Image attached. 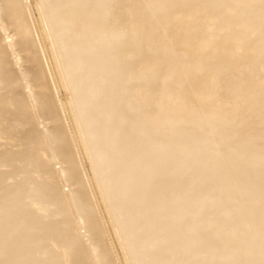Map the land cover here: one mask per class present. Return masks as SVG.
I'll return each instance as SVG.
<instances>
[{"label": "rangeland", "instance_id": "374dc122", "mask_svg": "<svg viewBox=\"0 0 264 264\" xmlns=\"http://www.w3.org/2000/svg\"><path fill=\"white\" fill-rule=\"evenodd\" d=\"M6 1L11 2H9V4H11V6L9 5L10 8L16 7V9L14 8L15 11L12 8L13 13L10 15L2 14L4 10L9 9L7 4H2L7 3ZM175 1L177 0H124V3L120 4L119 0H75L73 2L69 0H24L23 2L20 0H15V2H17H14L17 4L15 6H12L13 0H5V2L3 0V2H0L1 5H4V7L7 8H3L4 10L1 11V7L3 6H0V32H2L0 33V84L2 83L0 85V89L3 90L4 93H8L13 89V94L19 93L20 95L22 93V97L20 98L19 102L16 101L13 103V105L11 104V108L13 110L12 118H10L11 120L5 118V122L3 118L6 117V115L3 112L0 113V115L3 114L4 116H1L0 118V125H3L0 126V128L2 127L4 129V131L2 128L0 129V131L2 130V136L0 132V145L5 143L2 145L5 149L0 146V264H100V256L104 258V262L106 264L112 262V256L107 254V257H105L104 253H102V255H97V252L94 251L93 247H88L92 244V237H94L95 231L90 225L89 227L87 226L85 219L87 222L91 220L94 223L96 217L95 214H92L91 204L88 205L89 203H87L84 205L86 200L87 202H90L88 199H86L88 194H86L84 175L87 178L86 180H89L88 183L97 205L98 202H100V205H102L101 207L103 209L104 216L103 212H101L102 209L98 205L100 216L103 224H105V228H108L107 231L111 241L114 242H112L113 247H116H114V252L118 263L121 264L120 261L122 259V264H134L132 263V258H129V249L125 245V238L122 229H120L121 225L126 219V216H122V212L123 210L126 211L131 207L127 206V204H129L128 201L121 202V204L114 206V208L112 204L113 195H115L114 193L116 192H118L117 195H121L127 200L129 198H134L133 200H135V198L138 199V197L134 195L136 194V192H134L135 188L129 189L126 185H123L120 188H114L109 181V179L113 176L120 177L125 173V169L121 161H118L116 166L112 165L113 163L111 162V154L112 151L117 149L118 144L123 143L124 138L130 139L132 135H129V133L127 134L126 132L122 133L121 131L115 137H113L109 144L108 141L100 139L98 134H93L89 126L90 121L87 120L85 116L87 111L84 108H81V106L76 105V102L70 98L71 89L67 86V83L71 80L73 75L77 74L82 69L81 64H79L80 60L77 61L74 67L67 65V62L71 61L69 60L70 56H75V54L78 53V50L73 47L68 51L67 54L63 50L64 48L61 41L56 39L53 40L51 38L52 32L55 33L56 30L64 32V34L67 35L73 32L75 29V25L71 22H68L67 20L57 22V19H55L53 15L54 11L60 9L76 11L78 7H85L88 5L89 8H91L93 5H96L94 13H97L99 8L100 10L105 9L103 16L106 21L105 27L101 28L98 37L91 39V44L88 46L90 49L96 51V49H98L101 45H104L102 43L104 38L106 40L108 39L107 36H110L111 38V35L115 34L117 31L121 32H119V35L116 37H113L112 40L115 39L120 43L121 40L125 39L123 45H114L112 51L110 50L106 52V54L101 58L100 62H98L100 63L99 65H111L116 63L118 58L117 56H114V54L119 53V51L122 49L125 52L128 50L130 47V37H133V35L135 36L136 34L134 18L137 17L140 19L139 23L149 26L141 35L145 36V34H147L146 39H149L150 43H146V45L143 46V49L138 54L131 57H129V55H124V57L128 60H133V62L142 61L146 58L150 60V57L157 58V76L159 73L160 75L157 77L153 85L147 84L145 87L152 88V91L157 94V104L161 98L167 97L168 94L173 95L170 101L171 103L167 106H164V112L166 114L175 109V105L177 104L178 100L184 98V100L181 102V107L178 106V109H181L183 116L186 117L187 120L182 123L180 119H175L173 124L168 127L169 129L163 130V128H158V126L156 128L149 118L150 116L147 117L146 111H144L145 105L142 104L144 102L141 98L138 99L136 88L132 89L130 94L135 102L131 100L130 111L134 115L137 114V116H139L140 135L142 137L148 136V139L154 138L149 139L151 141L156 139L158 145L159 141H166L165 139H169V130L179 127V125L182 123L186 134L183 136L176 134L179 136L172 137L166 146L167 150L173 151L174 145L178 141H181V143L184 144H186L187 141H190L195 145H202L201 148H205V144L208 145L203 153L189 154L178 151L180 154L185 156V162H182V168L180 170L182 171V175L184 174L185 177H188L185 178L184 175L180 177V174V182L183 180L184 183L186 182V185L189 183L191 186L188 185V188L189 186L190 188L192 186H196V177L202 173V175L205 177L204 180L207 182L206 184L209 183L208 186H206L205 182L203 185L207 187L206 189H208V191H210L207 193L208 191L203 186V190H206L207 192H203V195L202 193L201 195L200 193L195 194L198 191L200 192V190L194 189V191L192 188L190 190L184 186V183L182 184L184 186L181 188L182 192L187 189V192L189 190L192 191V194L190 191L188 192L190 194L186 193V191L183 193V195H191L189 197L186 196V203L192 207H196L195 212L192 213V220L194 224L186 231V233L197 234L214 229L216 227L214 234L220 242L216 252L218 254V259L223 264H235L236 260L244 254L246 255L244 257L245 259L247 256H249L248 254L252 256V259H244V263L241 264H257V259L264 261V226L259 223V221H257L259 220L258 218L264 217V187L263 190L262 186L260 189V184L258 183L259 180L264 177V145H255L258 141H262L264 136V126L260 125L258 127V123L264 119V29H262L263 31L261 30L260 37L256 38L250 37L249 31L251 28L254 29L258 25H264V2L263 0H247L246 2H252V7H254L252 8V11L248 13V15H243L241 12L238 13L237 11L229 9V5L225 4V1L233 2L231 3L232 5H239V3L244 0H192L187 4H179ZM256 2L258 3V7L255 5L257 4ZM21 4L28 5L30 12L32 13V18L34 20L33 24H36L37 28V30L34 28V35L37 37V41H40L38 38L39 34L43 43L47 42L44 43V48L46 51V57H48V62L50 63L58 84V86L56 85L57 97L59 99L60 105L65 111L71 136L77 145L81 162L83 164V167H81L82 164L79 162L80 159L78 158V162L76 161L77 164L73 165V169L75 167L77 168H75L76 170L74 171L77 173L78 177L74 175V171H71L72 173H67V175L65 172L62 173V169L66 168V163L60 159V154L57 151V149H59V147L62 145L59 146L57 143H54L52 139L51 141V137L48 135L50 131L46 132L47 128L49 129L50 127H53V121L58 120L57 122L59 123L56 122L55 124L61 126L58 127L57 125L55 127H58L56 129H58L59 132L62 131L60 132L61 135L59 136L61 137H59V140H61L60 138H62V136L64 137V139L62 138L59 143L63 144L65 147H67L69 144H67V137L59 112L57 111V120L52 117L50 112L49 114L46 111L45 112L47 114L43 112V110L46 109L44 108L46 107V104H42L43 102H46L44 99L50 100L51 96L53 97L50 89L51 83H48L44 73L36 46L37 41L34 38L35 36L33 35L30 25L28 24L29 22L27 20H23L24 17L27 19L26 14L23 15L24 17H22V14L20 13L24 12L22 10H20V13L18 12ZM207 4L213 6L219 5V8L215 13L210 14V12L207 10L205 11L201 9ZM136 8L139 10L138 14ZM5 12L7 13L8 11H4L3 13ZM17 13L19 14V17H17ZM119 14L121 17H118ZM11 15L14 18V20H12L13 23L10 21V18H12ZM185 18L188 19L185 20ZM7 21H9V25H11V27L8 25V23H6ZM261 22H263V24ZM91 23L94 22L92 21ZM6 24L9 26V28H11V30H8L9 28L6 26ZM83 24L84 23H81L80 27ZM1 25H4L3 28L5 27V29H3ZM247 25H249V27H246ZM188 28H193V35L204 32L207 35L209 44L200 55H196L190 51L186 53L179 52V49L183 43V39L176 37L175 35L178 32L179 34L182 33ZM3 30L8 31H6L5 34V31ZM238 36H243L242 40H236ZM261 36L263 37L261 38ZM43 37H45L46 41ZM81 37L85 39L84 35ZM10 40L11 43H8ZM14 41L18 42L19 47L17 46L18 44L16 45V43H13ZM72 41L74 42V40ZM217 42H222L223 45L217 46ZM13 44H15L17 47ZM9 45L12 47L10 48ZM234 51L235 55H233ZM252 51L254 52V55L251 57V54L253 53ZM8 52L10 56L8 55ZM22 52L26 53L25 63V59L22 57ZM16 55H20L18 58L20 59L21 57L24 60L21 61V59H17ZM169 57L171 59H169ZM161 59H163V62H161ZM27 60L29 61V64ZM24 64H28L29 67L25 66ZM23 65L30 68V70L26 68L30 71V75L27 74V76L26 73L22 72V70H26L25 68H22ZM32 65H34V68ZM189 65L198 66L199 69L186 72L184 77L179 81L168 82L165 80V77L170 73L172 68L185 70ZM158 67H160L161 70ZM18 68L20 69L18 70ZM15 69L16 72H19L18 74H16ZM22 73L23 76L26 75V77H23ZM17 75L20 76V82L24 83H21V86L24 85V87L22 86L21 88V93L19 92L21 87L20 85H18L19 89L15 85L18 89V92L13 85L9 84V86H13V89H10L11 87H8L7 85L11 80V82L17 84V81H13V79H15L14 77H16L18 80L17 77L19 76ZM26 79L28 81L30 80L32 84L29 85L30 81L27 84L28 81ZM5 82L8 83L6 84ZM20 82L18 84H20ZM4 90H6V92ZM15 90L16 93H14ZM38 90H41L42 93L39 92L40 94H38V92H36ZM201 91H206L213 96L209 100L204 101L199 96ZM32 92H36L37 94L33 93L32 95ZM12 93H8V96H12ZM23 93H27V95H24ZM41 94L47 96H43L44 98H41ZM1 95L4 96L5 94L2 93ZM30 95H32L33 98ZM36 95L40 96L36 97ZM30 97L32 100H30ZM23 98L25 101H21ZM38 98L41 102L43 101L40 106L45 105L43 107L44 109L40 108L39 105L36 104L38 102L36 101ZM24 102H26L25 104L30 103L29 105L27 104L28 106L25 105L30 109L24 107ZM33 102H36V105ZM34 106L37 108V110H39V112L42 111V113H39L37 110L34 111ZM20 109H25V111H21ZM43 113L48 117V119L43 116ZM26 117L30 119L27 120ZM195 117L200 119L202 122L201 126H196L193 124L192 118ZM13 118H15L16 121ZM49 118L53 119L50 120ZM13 120L15 121V124L20 123V128L23 126V131L25 130L24 133H28L30 137L25 134L26 137L28 136V138L23 136L26 138L25 140L19 134V137L12 136L14 142L10 141L9 143V139H11L9 133H11V130L15 129L13 127ZM112 121L111 115L108 116L106 113L105 115H102L103 124L101 125L110 127ZM70 123L72 126H70ZM245 128L256 129V134L250 136L249 139L232 138V136ZM88 129H90V131ZM15 130L19 131L18 128ZM73 134H75V136ZM18 140H20L22 143H20ZM62 141L65 142V145ZM77 141L79 142L77 143ZM136 141L137 140L135 139L133 144H131L133 146L135 144L133 147L134 149L135 147L140 146L138 145L140 141H137V145ZM79 143L80 145H78ZM23 145L27 147H24ZM152 145L154 144H149L150 147ZM12 146L21 148V152L19 149L15 150L16 148H11ZM79 146H81V150L79 149ZM150 147H146L148 150H145L147 154L145 153L144 156H148V154H150ZM244 147H248L247 152L240 156L239 154L241 151L239 152V150ZM9 148L12 149L11 152L9 151ZM3 149L7 152L4 153L2 151ZM27 149L29 153L27 152ZM104 150L107 151V155L102 157L100 152ZM22 151L28 155L31 153L29 155L30 157H26L28 156L26 155L23 156V159L20 156L23 154ZM80 151L83 152L81 153ZM4 155L5 157H3ZM8 158L10 160H8ZM41 158L42 160H40ZM247 159L258 163L259 166L257 167V172L246 175L247 171L249 170V166L245 163ZM36 161H38V163H36ZM164 163H157L153 170L156 169L157 172L161 173V170L164 169ZM198 164L202 165L199 173L193 171L190 167L191 165L196 166ZM165 166L167 167L168 164H165ZM82 168H84V171L80 170ZM52 169L55 171H61L57 175ZM156 171L153 172L157 175L158 173ZM71 176L74 179V182ZM179 177L176 179H179ZM168 178L171 180L172 176ZM168 178L164 179L166 180L164 182L163 180H161L162 182L160 181L161 183L157 182L158 189L164 193L166 192L165 189L161 185H158H164L166 182V187H164L167 188V185L170 186L169 183H171L172 186L174 183L173 181L176 180L174 178V180L172 179L173 181L169 182L167 180ZM78 179H80V181ZM106 183L108 184L106 185ZM250 183H255L254 189L257 188L258 190H261V192L255 195L254 192H259L258 190H253V195H249L250 192L248 194L245 193L244 191L249 185H251ZM79 185L80 187H83L82 193L85 191V193H83L85 198L82 196L84 199H86L84 200V204L77 203V194L75 193L79 189ZM211 185H214V188ZM231 186L235 191L234 195H223L225 194L224 192H226L225 190ZM160 190V193L157 190V194L162 193ZM181 190L179 193H182ZM175 191L176 193H174V196H179L180 194H177L178 190ZM175 191H172V193ZM169 192L171 193V191H168L166 192L167 194L165 193L166 195L164 193L163 194L166 197L169 196V198H174L173 194L171 195ZM240 193L245 194L240 195ZM237 194L240 195L239 198L236 196ZM96 195L98 198L97 200ZM222 199L225 200L222 201ZM142 200L143 199L141 198L140 201ZM166 201H168V199ZM139 203L140 202H136L135 205L138 204V207L141 208L142 212L146 211V207L141 206V204L139 206ZM216 203L218 205V209L225 206H230L233 208V211H230L228 210V207H226L227 212H225L226 208L225 210H220L222 213L225 212L222 215L223 223L226 224L231 222L235 217L234 215H239L235 213H240L239 216L241 218L245 217V215L248 213L247 215L249 219H247L248 217L246 215V219L248 221L243 220L240 225H235L233 230L224 232L219 228L222 225L220 224L221 222L219 223V221L212 218H208L204 222L202 217L205 209L212 207ZM222 203H224L225 206H223ZM221 204L223 207L219 206ZM138 207H134V211ZM179 208V212L182 214V206ZM90 213L93 215L94 219H92L93 217H90L92 216ZM144 220L145 219L143 218V221ZM256 222H258L259 225H257V228ZM98 228L101 232V228ZM253 228L256 230H254L256 234L255 239L246 242V244H241L239 239L244 235V231H250L253 230ZM142 232H144V229L138 228V233L141 234ZM181 233L186 234L185 232ZM113 238L115 239L113 240ZM73 239L78 242V247H70L73 244ZM193 240L194 239L190 237L189 243H187L185 250L187 254H185L183 257H179V259H183L185 264H191L192 262L193 264H202L204 257L206 258L208 256L209 258L210 255L205 254V256L201 254H194V244L197 243V241ZM160 241V243H158L159 241L157 242V246H164L167 244L165 239H161ZM234 241L240 245L235 246L232 243ZM115 244L118 245L116 246ZM249 251L250 253H248ZM108 257L110 259H108ZM173 262V260H168L166 264H172Z\"/></svg>", "mask_w": 264, "mask_h": 264}, {"label": "bare ground", "instance_id": "6f19581e", "mask_svg": "<svg viewBox=\"0 0 264 264\" xmlns=\"http://www.w3.org/2000/svg\"><path fill=\"white\" fill-rule=\"evenodd\" d=\"M20 1L23 2L24 0H20ZM69 1L73 2L75 0H69ZM191 1L192 0H177L175 2L179 3V4H182V3L187 4V3L191 2ZM246 1L247 0L242 1L241 3H239V5H232L231 3H233V2L225 1V4L229 5L228 6L229 9L237 11L238 13L241 12L243 15H248V13L250 11H252V8L254 6L252 7V5H253L252 2H250V1L246 2ZM0 2H3V0H1ZM4 2H5V0H4ZM9 2L2 3V4H7V7L9 8L8 10H4L3 8H6V7H4V5H1V3H0V6H3V7H1V11H3V10L4 11H8L7 13L6 12L3 13L4 12L3 11L2 14H6V15L9 14L10 15L11 13H13L14 8L16 9V7H11L10 8L9 5L11 6V4H9ZM14 2H15V0H13L12 6L17 5V4H15L17 2H15V3ZM263 2H264V0H263ZM119 3L120 4L124 3V0H119ZM225 4H223V5H225ZM65 5H67V4H65ZM255 5H256V7H258V3L255 4ZM95 6L96 5H93L91 8H89V5L85 6V7L81 6V7H78L76 11H67L65 9H60V10L54 11L53 15H54L55 19H57V22L58 21L62 22V21L67 20L68 22H71V23H73L75 25V29H74L73 32H71L70 34H67V35H65L64 32L56 30L55 33L52 32L51 38L53 40H55V39L56 40H60L61 43L63 44V48H64L63 50L67 54H68V51L71 50L73 47H75L76 50H78V53L75 54V56H70L69 60H71V61H68L67 65L68 66L70 65V66L74 67V65H76L77 61L80 60L79 64H81L82 69L77 74L73 75L71 80L67 83V86L70 87V89H71V97L70 98L73 99L74 102H76V105L81 106V108H84L87 111L85 116H86L87 120L90 121L89 126H90L93 134H95V133L98 134L100 139H102L104 141H108L109 144H110V141H112L113 137H115L121 131H122V133L126 132L127 134L129 133V135L130 134L132 135L130 137V139L124 138V140H126V141H124L123 138H122L123 143L118 144L117 149L115 151H112V154H111V156H112V161L111 162L113 163L112 165L116 166V163L118 161H121L122 165L124 166V169H125L124 172L125 173L123 174V176H120V177H118V176L114 177L113 176L112 178L109 179L111 185L114 188H118V187L120 188L123 185H126L127 188H129V189L135 188L134 192H136V194H134V195L136 197H138V199L135 198V200H133L134 198H129L127 200L126 198L122 197L121 195H117L118 192L114 193L116 196L113 195V204H112L113 208H114V206H117V205L121 204V202H127V201L129 202V204H127V206L131 207V208L127 209L126 211L123 210L122 216H126V219L124 220V222H123V224L121 225V228H120V229H122V232H123V235H124V238H125V245L129 249L128 250L129 251L128 253L130 254L129 258L130 257L132 258V263H134V264H166V262H168V260H170V261L173 260L174 262L172 264H185L184 260L183 259H179V257H183L185 254H187L185 252L186 245H187V243H189V240H190V237H191L192 239H194L193 241H197V243L194 244V246H195L194 247V249H195L194 254H197V255L198 254H201V255L208 254V255H210L209 258H208V256L206 258L204 257L202 264H223L218 259V254L216 252V249L219 247V244H220V242L218 241V239L216 238V236L214 234L215 230H216V227L214 229H210V230H207V231L202 232V233H197V234L196 233H194V234L186 233V231L189 228H191V226L194 224L193 220H192V213L195 212L196 207L195 206L192 207V206H190V205H188L186 203V201H185L186 196L189 197L191 195H189V196L187 194L183 195V193L185 191H186V193H188L191 190V188H192V190H194V189L195 190L196 189L200 190V192L198 191L195 194H199L200 193V195H201V193H202V195H203L204 193H206L208 191V189H206L207 188L206 186H208L209 183L206 184L207 182H206V180H204L205 177H204V175H202V173L197 175V177H196V183H197L196 186H192L190 188L191 185L189 183H187L188 185H190L189 188H188L187 187L188 185H186V182L184 183L183 180L180 182V180H181L180 177H182L184 175V174L182 175V171L180 169L182 168V162L184 161L185 156H183L179 152L181 151V152H186V153H189V154L190 153L191 154L203 153L206 150V147H208V145L205 144L206 147L205 148H201L202 145H198V144L195 145L193 142H190V141H187L186 144L181 143V141H178L174 145L173 151H169V150L166 149V146L168 145L169 140L172 137L179 136V135L183 136L184 134H186V131H185V129L182 126V123H184L187 119H186V117L183 116V112L181 111V109H178V106L181 107V102H182V100H184V98H181L180 100H178L177 104L175 105V109L171 110L170 113L166 114L164 112L165 111L164 110V106L165 105L167 106V105H169L171 103L170 101H171L173 95L172 94H168V96L165 97V98H161V99L159 98L160 100H159V102L157 104V94L152 91V88H146L145 87V85H147V84L148 85H153L154 82L156 81L157 77L160 75V73H159V75L157 76V63H158L157 62V58L150 57V60L146 58V59H144L142 61L133 62V60L131 61V60H128L127 58L124 57V55H129V57H131L133 55L138 54L143 49V46L146 45V43H150L149 39H146L147 34H145V36L141 35L144 31H146L145 29L147 27H149V26L148 25L146 26V25H143V24L139 23L140 19L135 17L134 18V25H135L136 34H135V36L133 35V37H130V47L128 48V50H126V52H125L122 49L121 51H119V53H115L114 54V56H117V58H118L116 63H113L111 65L110 64L99 65L100 63H98V62H100L101 58L106 54V52H108L110 50L112 51L114 45L115 46L119 45V44L123 45L124 42H125L124 41L125 39L121 40L120 43H119V41H117L115 39L112 40L113 37H116L117 35H119L118 33L121 32V31H117V32H115V34L111 35V38H110V36H107V38H108L107 40L104 38L102 40V43L104 45L103 46L101 45L98 49H96V51H93V49H90L88 47L91 44V39L92 38H97L98 34H99V31L101 30V28H104L105 24H106L105 18L103 16L104 12H105V9L100 10V8H99V11L97 10V13H94ZM21 7H22V9H21ZM21 7H20V9L18 8L19 11H18V9H17V11L19 13L21 12L20 10H22L24 12V13H20V14H22V17H24L23 15L26 14L27 19L24 17L23 20H27L29 22L28 24L30 25V27L32 29V32H33V35H34V28H36V24H33L34 20L32 18L33 17L32 13L30 12V9H29L28 5L21 4ZM12 8H13V10H12ZM218 8H219V5L213 6V5L207 4V5L203 6L201 9H203L205 11L207 10L208 12H210V14H212V13H215L218 10ZM66 9H67V7H66ZM136 10H137V14H138L139 10L137 8H136ZM17 17H19V14H18ZM118 17H121V15L119 14ZM12 18H13V16H12ZM12 18H10L11 20L9 19L11 22H12V20H14V18L13 19ZM187 19L188 18H185V20H187ZM0 20H1V18H0ZM20 20H21V18H20ZM36 20H37V18H36ZM92 21L94 23H91ZM11 22H10V24H11ZM6 23H8V25H9V21H7ZM38 23H39V21H38ZM81 23H84V24L80 27ZM88 23H90V24H88ZM261 23L263 24V22H261ZM8 25L6 24V26H8ZM39 25H40V23H39ZM3 26L1 25L2 28H3ZM9 26L11 27V25H9ZM9 26H8V28H9ZM246 27H249V25H247ZM3 29H5V27ZM192 29L193 28H188L187 30H184L182 33L179 34V32H178L175 35L176 37H180L181 39H183V43H182L181 48L179 49L180 50L179 52L186 53V52L190 51V52H193L196 55H200L203 52V50L206 49V47L208 46L209 40H208L207 35L205 34V32L204 33H197L196 35H193L194 32H192ZM262 29H264V25H261V26L258 25L254 29L251 28V30H249L250 31V37H255V38L256 37H260V33H261ZM8 30H11V28H9ZM8 30H3V31H5L4 33L6 34V31H8ZM35 30H37V28ZM0 33H2V32H0ZM82 35L85 36V39H83V37H81ZM263 35H264V33H263ZM43 36H45V35H43ZM262 37L263 36H261V38ZM34 38L37 41V37L35 36ZM38 38H39L40 41H37V42L35 41L36 42V46H37V49H38V53H39V56H40V59H41L40 61H41L44 73L46 75L47 81H48V83L49 82L51 83L50 89H51L53 97L51 96L50 100L44 99V101H46L45 103L43 101H42L43 102L42 103L40 101V99L38 98V100H36L38 102L37 103L35 102V103L37 105H39L40 108H43L45 106V105L40 106L41 103L42 104H46V107H44L46 109L43 108L44 109L43 112L44 113L48 112V114L50 112L52 117L55 120H57V118H58V117L56 118V116H58L57 111L59 112L60 118L62 119V124L64 126V130H65V133H66L67 144L69 143L67 145L68 149H67V147L63 146V144L59 143L62 140V138L64 139V137L62 136V138H60L61 140H59V137H61L59 135H61L60 132H62V131L59 132V130L56 129L59 126H61V125L55 124L58 120L57 121H53L54 123H52V126L54 128L53 127H50L49 129L47 128L46 132L50 131V133L48 134L49 137H51L50 140L52 139L53 142L57 143L59 146L62 145V146L59 147V149H57V151L60 154V159L62 161H64V163H66V168L62 169L63 170L62 173L65 172L66 175H67V173H70L71 171H74V170L77 169L76 167H75L76 169L75 168L73 169V165L77 164L76 161H77L78 158L80 159L79 162H81V158H80V155H79V151H78L77 145H76V143L74 142V140H73V138L71 136V132H70V129H69L67 117L65 115V111L63 110L62 106L60 105L59 99L57 97L56 85L58 86V84H57V81L55 79L53 70H52V68L50 66V63L48 62V57H46V51H45V48H44V43H47V42L43 43L42 38L40 37L39 34H38ZM43 38L45 40V37H43ZM242 38H243V36H238L236 40L240 41V40H242ZM72 40H74V42ZM1 42H2V39H1ZM8 43H11V40L8 41ZM13 43H16V45L18 44V42H16V41H14ZM13 45H15V44H13ZM40 45H41L42 48L40 47ZM220 45H223L222 42H217V46H220ZM17 46L19 47V44ZM9 47H10V45H9ZM46 49H47V47H46ZM13 50H16V49H13ZM25 54L26 53H23V55H22V57L24 59L26 57ZM8 55H9V52H8ZM233 55H235V51H234ZM252 55H254V52L251 54V57H252ZM3 56H5V55H3ZM19 56L16 55L17 59H19L18 58ZM1 58H2V55H1ZM20 59H21V61L24 60L21 57H20ZM45 59H46L47 63H46ZM169 59H171V58L169 57ZM19 60H17V61H19ZM159 60H160V58H159ZM25 62H26V59H25L24 63ZM161 62H163V59H161ZM7 63H6V65L8 66ZM15 63H16V61H15ZM28 64H29V61H28ZM28 64L27 65L24 64V65L29 67ZM51 64H53V63H51ZM24 65H23L22 68H25V69L27 68V69L30 70V68L25 67ZM160 65H161V63H160ZM32 66L34 68V65H32ZM10 67H11V65H10ZM187 67L188 68H186L185 70L172 68L170 73L165 77V80L168 81V82L169 81L170 82L179 81V80H181L184 77V74L186 72H190V71L199 69L198 66L189 65ZM20 68H21V65H20ZM20 68H18V70ZM158 68L160 69V67H158ZM27 69L25 71L22 70V72L26 73V75L27 74L30 75V71L27 70ZM15 72H16V69H15ZM128 72H130V73H128ZM18 73L19 72H16V74H18ZM127 73H128V75H127ZM13 74H14V72H13ZM19 75H17V76H19ZM26 75L23 76V73H22L23 77H26ZM3 76H5V75H3ZM0 77H1V75H0ZM9 78H10V75H9ZM14 78L15 79H13V78L12 79H13L14 82L17 81V84H14L13 82H11L12 81L11 79H10L11 80L10 83H8V82H5V83L6 84L8 83L7 84L8 87H11V85H13L15 89H17V88L19 89L18 85L21 86V83H22V82H20V79H19L20 76L17 77L19 81L16 79V77H14ZM29 81L27 82V84L29 83ZM19 82H20V84H18ZM58 83H59V81H58ZM9 84H11V85L9 86ZM22 84H24V83H22ZM31 84H32V82L30 81L29 85H31ZM15 85L17 86V88H16ZM13 86L10 89H13ZM22 86L24 87V85H22ZM22 86L19 89L20 93L22 91V89H21ZM148 87H152V86H148ZM134 88H136V90H137L138 99L141 98L142 101L144 102L142 104L145 105L144 111H146L147 117L150 116L149 118L151 119L152 123L156 126V128L158 126V128H163V130H167V129H169L168 127H170L173 124L175 119H180V121L182 122L181 125H179V127H175L174 129L171 128L172 130H169V133H168L169 139H165L166 141H159L158 145H157V140L156 139L151 141L149 139H154V138H149L148 139V136H146L147 137L146 138V137H142L140 135L139 116H137V114L134 115L130 111L131 110V100H133V98L131 97L130 92ZM18 89H17V92H18ZM1 91H2L3 94H5L4 96L1 95L2 94ZM4 91L6 92V90H4ZM8 91H9V89H8ZM12 91H10V92L12 93ZM10 92H8V93L10 94ZM36 92H38V94L42 93L41 90H38ZM36 92L35 93L32 92L31 94L32 95H33V93L37 94ZM6 93H4L3 90L0 89V113L3 112L6 115V117H4L3 114H1L0 118H1V116H3L4 118L3 117L2 118L4 119V121H5V118H7V119L12 118L13 110L11 108V104L13 105V103L16 102V101L19 102L20 98L22 97L21 96L22 93L19 95V93H16V90L14 92L16 94L12 93L13 94L12 96H8V93H7V96H6ZM44 94H46V93H44ZM154 94H156V95H154ZM24 95H27V93L24 94ZM32 95H30V96H32ZM49 95H51V94H49ZM37 96L39 97L40 95H36V97ZM43 96H47V95H42L41 98H44ZM199 96H200V98L202 100L207 101L213 95L207 93L206 91H201L199 93ZM32 98H33V96H32ZM48 98H49V96H48ZM23 100H24V98L21 101H23ZM30 100H32L31 97H30ZM39 101H40V103H39ZM25 103L26 102H24V107H26V106H28L30 104V103L29 104L27 103L28 104L27 105ZM66 104H68V103H66ZM16 105H18V104H16ZM14 107H15V104H14ZM35 108H34V111L37 110V108L36 109ZM25 109H22V110L20 109V110L21 111H25ZM26 111H28V110H26ZM37 111L39 112V110H37ZM39 113H42V111H40ZM44 113H43V116H45L48 119V117ZM106 113L108 114V116L111 115L112 120H113L112 124L110 125V127L101 125V124H103L102 123V115H105ZM43 116H42V118H43ZM13 117H15V116H13ZM68 118H69V116H68ZM13 119L15 120V118H13ZM29 119L27 118V120H29ZM52 119H50V120H52ZM192 119H193L192 122H193L194 125H196V126H201L202 125L201 124L202 122L200 121V119L198 117H195V118H192ZM10 120H9V123H10ZM24 120H22V121H24ZM15 121H14L13 127L15 129L18 128V130H19V128H20L19 124L20 123L19 124H17V123L15 124ZM70 122H71V120H70ZM57 123H59V122H57ZM258 124H259L258 127L260 125L264 126V119H262V121L259 122ZM57 125H58V127H55ZM0 126H3V125H0ZM70 126H72V124ZM10 128H11V126H10ZM24 128H25V126H24ZM15 129L11 130V133H9V135L11 137V139H9V143H10V141H13V137L14 136L19 137L18 136L19 134H20L21 137L25 136V134L28 135V133H24L25 130L23 131V126H21L19 131L15 130ZM38 129H40V128H38ZM74 129H72V130H74ZM2 130L4 131L3 128H2ZM88 130L90 131V129H88ZM255 131H256V129H254V128L253 129L252 128H245V129H242L237 134H235L234 136H232V138H234V139H239V138L249 139L250 136L256 134ZM3 134H4V132H3ZM127 134H125V135H127ZM176 134H179V135H176ZM73 135L75 136V134H73ZM1 136H2V132H1ZM1 136H0V138H1ZM28 136L30 137V135H28ZM28 136L27 137L25 136V137L28 138ZM165 137H168V136H165ZM26 138H24V139L26 140ZM19 139H21V138H19ZM135 139L137 141L138 140L140 141V142L138 141L139 142L138 145H140V146H137L134 149L133 147L135 146V144H134V146L131 145V144H133V141H135ZM140 139H142V140H140ZM25 140H24V142H25ZM18 141L20 142V140H18ZM22 141H23V139H22ZM137 141H136V145H137ZM4 142H6V141H4ZM15 142H16V140H15ZM78 142L79 141H77V143ZM7 143H8V140H7ZM20 143H22V142H20ZM63 143L65 145V142H63ZM263 143H264V136L262 138V141L261 140H260V142L258 141L255 145L263 146L264 145ZM3 144H5V143H3ZM149 144L150 145L154 144V145H152L150 147ZM2 145H0V146H2ZM12 145H14V144H12ZM26 145H29V144H26ZM58 145H57V147H58ZM78 145H80V143ZM23 146L27 147L25 145H23ZM54 146H55V144H54ZM146 147H150L149 148L150 149V151H149L150 154H148V156L147 155L144 156L145 153L147 154L146 151L148 150V149H146ZM11 148H13V149L16 148L15 150H17V149L20 150L21 149V148L14 147V146H12ZM80 148H81V146H79V149ZM247 148L248 147H244L241 150H239V152L241 151L239 155L240 156L244 155L247 152ZM4 149L2 151L4 153L7 152V151H4ZM11 150L12 149L9 148L10 152H11ZM20 152H21V150H20ZM20 152H19V154H20ZM27 152H28V149H27ZM143 152H144V154H143ZM100 153H101L102 157H105L107 155V151L106 150L101 151ZM52 154H53V152H52ZM26 155H28V154L23 152V154H21L20 156L24 159L23 156H26ZM29 155L26 156V157H30ZM180 155H181V157H180ZM3 157H5V155ZM72 159H73V161H72ZM8 160H10V159L8 158ZM40 160H42V158ZM74 161H75V163H74ZM7 162H9V161H7ZM33 162H35V161H33ZM36 163H38V161H36ZM157 163H164L163 164V168H164L163 170L164 171L161 170L162 171V172L160 171L161 173L157 172L156 169L153 170L155 168V166L157 165ZM245 163H246V165L249 166V170L247 171L246 175L252 174L253 172H257V170H258L257 167L259 166L257 162L247 159L245 161ZM81 164H82V162H81ZM165 164H168V166L166 167ZM33 165H35V164H33ZM17 167H18V165H17ZM19 167H20V165H19ZM53 167H54V165H53ZM81 167H83V164L81 165ZM190 167H191V169L193 171H196V172L199 173L201 168H202V165L201 164H198L196 166H192L191 165ZM54 169H52V170H54ZM160 169H162V168H160ZM80 170L84 171V168H82ZM60 171H55V172L58 175L60 173ZM153 171L154 172L156 171L158 174L156 175V173H154ZM62 173H61V175H62ZM180 174H181V176L179 177ZM74 175H76V177H78L76 172H75ZM72 176H73V174H72ZM72 176H71V178H72ZM170 176H172L173 180H174V178L176 179V178L179 177V179H176L177 181L178 180L179 181L177 182L176 180L175 181H173L172 179L170 180L168 178ZM184 177H185V175H184ZM84 178H85L86 194H88V196H89V198L87 196L86 199H88V201H90V202H87V200L84 199L85 197H84L83 193H85V191L82 193V191H83L82 190V188H83L82 186L80 187V185H79V189L77 190L78 193L76 192L75 194H77L76 195L77 203H81V204L83 203L84 204V202H85L84 200H86L84 205H86L87 203H89L88 205L91 204V208L92 209L91 208H89V209L92 210V214H95V217H96L95 222H94L95 225H94V223L91 220L89 222H87V220L85 219V223L87 224V226L89 227V225H90L94 229V231L96 233V234L94 233V237H92V240H93L92 244L90 243L91 245L88 246V247L89 248L93 247L94 251L97 252V255H102V253H104L105 257H107V254L112 256V260H111L112 262L111 263L109 262L107 264H119L118 260L116 258L115 252H114V247L115 246L113 247V245H112L113 241H111L110 236H109L108 231H107L108 228L107 229L105 228V226H104L105 224H103L101 216H100L98 205L100 206L101 209H102V207H101L102 205H100L101 204L100 202H98V205H97V203L95 201V198H94V196H93V194L91 192L89 183H88L89 180H86L87 178H86L85 175H84ZM166 178H168L167 180L169 182H171V181L174 182V183L172 182L173 183L172 186H171V183H169V182H167V183H169L170 186L167 185V188H165L166 187V185H165L166 182H165V184L163 183L164 185L159 184L158 186L161 185L165 189L166 192L171 191V193L169 192V194H171V195L173 194V196H174V193H176L175 190H178V192H177V194H178L180 192L181 188H183L184 186H186L190 190L187 192L188 189L185 190V191L183 189L184 192H182V190H181L182 193H179L180 195L177 196V197L174 196V198L173 197L169 198V196L166 197L165 195L167 193L165 192L166 193L165 194L164 192H162L157 187V182H160L161 180H163V182H164V181H166V180H164ZM185 178H188V177H185ZM182 179H184V178H182ZM72 180L74 182L73 178H72ZM78 180L80 181V179H78ZM185 181H187V180H185ZM204 182H205L206 186L203 185ZM183 183L185 184L184 186L182 185ZM258 183L260 184V189H261V186H262V190H263L264 177H262L259 180ZM107 184L108 183H106V185ZM254 185H255V183L249 185L244 192L247 193V194L250 192L249 195L250 194L253 195V192H254L253 190H255V191L258 190L257 188L254 189V187H255ZM168 186H169V188H168ZM203 186L205 187V189L207 191L203 190ZM211 186H209V187H211ZM232 186H234V185H232ZM232 186L229 187L228 189H226L225 190L226 192H224L225 194H223V195H229V194L230 195H234L235 191L233 190ZM146 187H147V189H146ZM193 187H195V188H193ZM258 188H259V186H258ZM164 189H163V191H164ZM169 189H172V190H169ZM157 190H158V192L160 190L162 193L161 194H157ZM172 191H175V192L172 193ZM258 191L259 192H256V193L254 192V195L255 194H259L261 192V190H258ZM190 192L192 194V191H190ZM209 192L210 191H208L207 193H209ZM188 194H190V193H188ZM238 194L236 195V196H238V198L240 197V195H244L243 193H240V195H238ZM141 198L143 199L142 201H140ZM97 199L98 198H97V195H96V200ZM167 199H168V201H166ZM100 200H98V201H100ZM224 200L222 199V201H224ZM136 202H140L139 206L141 204V206L146 207V211H144L145 213L141 211V208L138 207V204L135 205ZM26 203H28V202H26ZM222 204H223V206H225L226 202H225V204L224 203H222ZM222 204L219 205V206L223 207ZM180 206H182V208H183L182 209V211H183L182 214H180V212H179L180 211V208H179ZM217 206L218 205L216 203L212 207L206 208L204 213H203L202 219H203L204 222L208 218L215 219V220L219 221V223L221 222L220 224H222V225L219 228L223 232L224 231H231V230L234 229L235 225H238V224L240 225L243 222V220L249 219V217L247 215L248 213L246 214L247 217H248L247 219H246V215H245V217L241 218L239 216L240 213H235V214H239L238 215L239 217L237 215H234L235 217L233 218V220L231 222H228V223L225 224V223H223L222 215L225 212H227V208L226 207H228V210H230V211L231 210L233 211V208L230 207V206H225L223 208L218 209ZM134 207H138V208H136L135 211H134ZM225 208H226V210H225ZM221 209H224L225 212L222 213ZM230 211H228V212H230ZM101 212H103V209L101 210ZM103 216H104V212H103ZM90 217H93V215L90 216ZM143 218L145 219L144 221H143ZM92 219H94V217ZM258 219L259 220H257V221H259V223H261L264 226V217H260ZM58 223H60V222H58ZM256 223H257L256 224V228H257L258 222H256ZM106 224H108V223H106ZM98 227L101 228V232L102 233L100 232ZM157 227H158V231H157ZM138 228L144 229V232L139 234L138 233ZM254 230H255V228H253V230H250V231H244V235L239 239V242H241V244L242 243L246 244V242H249V241H252L253 239H255V237H256L255 231L256 230L255 231ZM98 231H99V233H98ZM180 231L181 232H185L186 234H189V235L183 234ZM68 237H69V235H68ZM114 239L115 238H113V240ZM161 239H165L167 244L164 245V246H157V242L159 241L158 243H160ZM71 242H72V240H71ZM72 243L73 244L70 246L71 248L78 247V242L77 241L74 240ZM232 243L235 246L240 245L236 241H234ZM261 248L263 249L262 246H261ZM248 253H250V251ZM118 254H120V253H118ZM248 255L249 256H247L246 259L244 258L246 256L245 254L243 256L239 257L236 260L235 264L244 263V261L249 259V258L252 259L251 258L252 256L250 254H248ZM119 256H122V255H119ZM100 257H101L100 264H106L104 262V258H102V256H100ZM117 257H118V255H117ZM108 259H110V258L108 257ZM119 259H121V258H119ZM120 262H121V264L123 263L122 259H121ZM257 262H258L257 264H264L263 260L257 259ZM84 263H85V261H84ZM191 264H193V262Z\"/></svg>", "mask_w": 264, "mask_h": 264}]
</instances>
